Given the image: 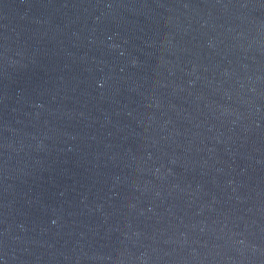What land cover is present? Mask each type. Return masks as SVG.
<instances>
[{
  "label": "water",
  "instance_id": "95a60500",
  "mask_svg": "<svg viewBox=\"0 0 264 264\" xmlns=\"http://www.w3.org/2000/svg\"><path fill=\"white\" fill-rule=\"evenodd\" d=\"M0 264H264V0H0Z\"/></svg>",
  "mask_w": 264,
  "mask_h": 264
}]
</instances>
